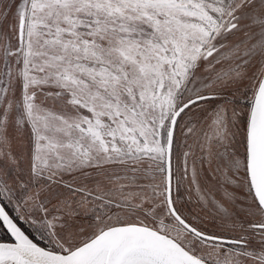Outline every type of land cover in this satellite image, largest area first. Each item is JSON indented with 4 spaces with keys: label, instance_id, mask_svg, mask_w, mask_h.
I'll return each mask as SVG.
<instances>
[{
    "label": "snow or ice",
    "instance_id": "snow-or-ice-1",
    "mask_svg": "<svg viewBox=\"0 0 264 264\" xmlns=\"http://www.w3.org/2000/svg\"><path fill=\"white\" fill-rule=\"evenodd\" d=\"M0 264H264V0H0Z\"/></svg>",
    "mask_w": 264,
    "mask_h": 264
}]
</instances>
